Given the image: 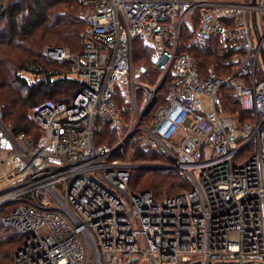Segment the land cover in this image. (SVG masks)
<instances>
[{
  "label": "built area",
  "instance_id": "1",
  "mask_svg": "<svg viewBox=\"0 0 264 264\" xmlns=\"http://www.w3.org/2000/svg\"><path fill=\"white\" fill-rule=\"evenodd\" d=\"M80 2L81 51L47 47L44 56L66 64L81 91L69 103L31 104L37 139L16 135L0 108V192L12 187L0 208L16 205L3 219L25 237L14 264H264V0ZM189 23L188 48L218 42L231 74L204 75L182 50ZM138 38L162 68L155 85L135 64ZM164 85L141 131L192 188L156 200L130 189L139 165L113 159L133 131L114 147L96 133L121 121L124 104L138 127ZM227 89L253 120L227 111Z\"/></svg>",
  "mask_w": 264,
  "mask_h": 264
},
{
  "label": "trees",
  "instance_id": "2",
  "mask_svg": "<svg viewBox=\"0 0 264 264\" xmlns=\"http://www.w3.org/2000/svg\"><path fill=\"white\" fill-rule=\"evenodd\" d=\"M4 1L0 0V108L4 113L3 121L12 126L16 135L24 133L37 139L41 131L31 122L27 113L31 104L40 98L69 103L81 91V86L74 79L63 77L64 71H56L53 67H48L43 57V49L46 46L66 47L73 52H80L86 7L80 0H8L4 8ZM81 7H84V13ZM195 31L196 26L192 30L188 27L185 29L182 36V50H187L194 56L199 69L203 72L210 70L208 69L210 67L220 76L231 74L232 54L226 53L218 42H211L205 47L188 48ZM149 53L153 54L154 51L146 46L141 38L136 39L135 64L147 66L149 72L143 78V82L148 83L147 85H151L150 81L154 78L159 79L162 73L161 70L159 73L158 69L154 72L149 69L148 61L151 58ZM28 62H33L31 64L36 67L27 69ZM57 64L68 67L63 63ZM26 70L37 76L43 75V78L29 84L20 75L21 71ZM54 77L59 78L54 80ZM156 83L157 81L152 85ZM164 99L162 97V103ZM224 105L228 112L241 120L245 117L246 121L253 120L252 115L243 113L234 98L233 91L229 89L225 90ZM124 107L127 106L122 105V120L129 119L131 114L130 110L128 108L125 110ZM102 124L103 128L101 127L102 129L96 133V143L108 145L103 143L106 140L113 143L120 129L112 128L107 123ZM124 152L117 151L113 159L127 160L124 158ZM162 159L167 158L154 150H147L144 146H136L132 162H153ZM191 188L192 184L188 176L178 168L134 169L131 174V191L151 192L156 200H162L165 196H177ZM15 206L10 204L0 209V264H14L16 254L25 242L24 235L5 224L3 219Z\"/></svg>",
  "mask_w": 264,
  "mask_h": 264
},
{
  "label": "rangeland",
  "instance_id": "3",
  "mask_svg": "<svg viewBox=\"0 0 264 264\" xmlns=\"http://www.w3.org/2000/svg\"><path fill=\"white\" fill-rule=\"evenodd\" d=\"M7 2H8V0H5L4 1V3L7 5ZM81 10H82V12L84 13V7H81ZM84 20V19H83ZM188 29H193L194 28V26H193V24L192 23H189L188 24ZM143 42H144V44L147 46V44H146V42L143 40V39H141ZM45 48H47V46L45 47ZM45 48L43 49V57L45 58V56H44V50H45ZM66 48V47H65ZM70 49V48H69ZM152 49V48H151ZM71 50V49H70ZM153 50V49H152ZM154 51V50H153ZM150 54V53H149ZM154 54V55H153ZM151 53L150 54V60L148 61V67H149V69L152 71V72H154L155 71V69H158L157 71L160 73V70L162 71V68H161V66H160V64H159V60H158V57H157V55H156V53H155V51H154V53ZM45 60H46V64L48 65V67L50 68V67H53L54 69L53 70H59V71H64V73H65V75L63 76V77H65L66 79H68V78H71L72 79V75H70V71H69V68L68 67H65V66H63V65H60V64H57V63H55V62H53V61H50V60H48L47 58H45ZM41 62L43 61V60H40ZM31 63H33V62H28L26 65L28 66V67H36L34 64H31ZM149 63H151V65L149 64ZM26 66V67H27ZM62 67V68H61ZM33 68V69H34ZM28 69V68H27ZM208 69H210V70H207V71H205V72H203L202 70V73L204 74V75H207L208 73H210L212 70L211 69H213V68H208ZM214 71H215V69H213ZM231 73H232V69H231ZM226 74H228V73H226ZM20 75L23 77V78H25L27 81H28V83L29 84H33L34 82H36V81H38L39 79H42L43 77V75L42 76H37L36 74H32V73H30L28 70H26V71H21L20 72ZM226 76V75H225ZM59 77H54L53 79L54 80H57ZM160 78V77H159ZM156 81H158V78L157 79H153V81H150V83H151V85L152 84H154ZM147 83V82H146ZM148 84V83H147ZM164 94V95H163ZM166 95H167V88H166V85H164L163 87H162V91L160 92V94H159V103H162V97H164V98H166ZM45 99H48V98H40V99H38L37 101H43V100H45ZM165 100V99H164ZM36 101V102H37ZM157 102V101H156ZM159 103H157V105L156 106H152L151 107V109L149 110V113H148V115L142 120V121H140V123L138 124L139 126L138 127H136L135 129H133V126H134V123H135V117H134V112H133V107H132V105L131 104H124V106H127V107H124V109L126 110V108H128L129 110H130V117H129V119H125V120H122L123 119V112H122V118H121V121L119 122V123H117V124H113V125H111V124H109V125H111V127L112 128H118V129H120L119 130V132H118V136H117V139L113 142V143H109V141L108 140H106V141H103V143H105V144H108V145H111V146H116L119 142H121L122 140H124L125 138H126V136L131 132V131H133V133H134V138L132 139V141L130 140L128 143H127V147L123 150V151H125L124 153H125V159H127L128 161H131L132 162V157L134 156V154H135V151H136V146H139V147H145L147 150L148 149H151V148H149V146L147 145V143H146V139L144 138V134H143V131H141L142 130V128L143 127H145L146 125H149L150 123H151V120H152V117H153V115L156 113V111L158 110V108L160 107V105L161 104H159ZM129 106V107H128ZM30 108H31V106H30ZM30 108H28V112L30 111ZM123 110V109H122ZM104 125H105V123H104ZM102 128H103V124L102 125H100ZM102 128H100V130L102 129ZM133 143H136L135 145L133 144ZM151 150H153V149H151ZM122 151V150H121ZM155 151V150H154ZM156 152H158V151H156ZM159 153V152H158ZM165 157V156H164ZM166 158V157H165ZM165 161V162H164ZM169 162L170 161H168V159H166V160H158V161H153V162H136V163H134V161L132 162V163H134V164H137V165H139V167L140 166H152V165H154V166H159V167H161V168H158V167H156V169H165V168H172V167H166V165H169ZM136 168V169H140V168ZM153 167V166H152ZM180 170V169H179ZM180 171H182L183 173H185L183 170H180ZM136 175V174H135ZM12 189V187L11 186H9L8 188H5V189H3L1 192H0V196H2V195H4V194H6V193H8V192H10V190ZM165 197H167V196H165ZM165 197H163V198H165ZM1 209V208H0ZM11 231V230H10ZM142 262H143V258H142V260H140L137 264H142Z\"/></svg>",
  "mask_w": 264,
  "mask_h": 264
},
{
  "label": "water",
  "instance_id": "4",
  "mask_svg": "<svg viewBox=\"0 0 264 264\" xmlns=\"http://www.w3.org/2000/svg\"><path fill=\"white\" fill-rule=\"evenodd\" d=\"M133 136H134V133H131V134L126 138V141H125V142L128 143V142L133 138ZM152 166H153V167H152ZM152 166H140L139 168H140V169H144V170L156 169V167L161 168V167H159V166H154V165H152ZM137 260H138V258L131 259V260L129 261V263H130V264H133V263H135Z\"/></svg>",
  "mask_w": 264,
  "mask_h": 264
}]
</instances>
